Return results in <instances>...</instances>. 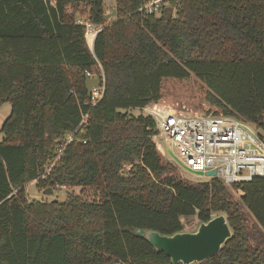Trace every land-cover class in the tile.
<instances>
[{"label": "trees", "instance_id": "16d2710c", "mask_svg": "<svg viewBox=\"0 0 264 264\" xmlns=\"http://www.w3.org/2000/svg\"><path fill=\"white\" fill-rule=\"evenodd\" d=\"M145 1L114 0L108 22L104 0H0V264H171L138 234L215 214L231 237L197 264H264V177L184 182L161 163L154 120L126 113L191 73L215 114L264 133V0H165L169 20L139 12ZM86 24L101 29L92 50ZM31 182L79 193L37 201Z\"/></svg>", "mask_w": 264, "mask_h": 264}, {"label": "built area", "instance_id": "2783aa9c", "mask_svg": "<svg viewBox=\"0 0 264 264\" xmlns=\"http://www.w3.org/2000/svg\"><path fill=\"white\" fill-rule=\"evenodd\" d=\"M164 1L146 0L138 11L145 15H159L163 7L168 6ZM171 8V16H174L176 9ZM99 30L86 24L84 35L89 48ZM90 36L91 45L88 43ZM92 91L94 103L100 93L96 89ZM138 110L155 122L157 134L153 140L157 149L161 146L157 142L159 138L164 147L173 151L180 164L192 171H214V178L226 186L264 177V136L253 124L222 114L189 113L183 105L162 101L151 102Z\"/></svg>", "mask_w": 264, "mask_h": 264}, {"label": "rangeland", "instance_id": "374dc122", "mask_svg": "<svg viewBox=\"0 0 264 264\" xmlns=\"http://www.w3.org/2000/svg\"><path fill=\"white\" fill-rule=\"evenodd\" d=\"M103 8L104 11L109 14V12H111V10L114 8V0H107L106 2H104ZM113 17L114 16L107 18L108 22L114 20ZM94 77H96V75L91 78ZM161 92H162V98L160 99V101L168 104L178 103L180 105H183L186 108L187 112L189 113H215L216 111H218V109H216V107H214L213 104H211V102L206 99V87L204 83L191 73L187 78L184 79H175V78L163 79L161 83ZM9 113H10L9 103L2 104L0 106V127L3 121L8 117ZM126 113L137 115L140 112L138 109L133 108L127 110ZM262 134L264 136L263 132ZM2 138L3 135L0 132V141L2 140ZM157 142L161 144V146H158V149L156 146V150L161 157V163L165 166H168V168H174L175 169L174 174L176 175V177H178V179H181L182 181L190 184H196L199 182H204L209 180V178L197 177L185 171L176 162H174L172 158L168 155V153L165 150V147L163 146L164 143L162 142V140L158 138ZM123 169H124L123 172H125L128 169V166H125ZM229 190L233 196V199L235 201H238V198L240 196L239 190H233L230 188ZM25 192L29 199H34L37 201H45V202L46 201L50 202L55 199L58 200L59 202H64L66 198V192H73L75 194H78L79 189L78 188L56 189L49 194L43 192L41 189L36 187L34 182H31L25 186ZM93 196L94 193L92 190L85 191L83 194V197L86 199H91L93 198ZM243 211L247 214L244 208ZM248 219L251 221L250 216H248ZM180 221L184 231L194 230L198 223V219L196 215L190 217H181Z\"/></svg>", "mask_w": 264, "mask_h": 264}, {"label": "water", "instance_id": "95a60500", "mask_svg": "<svg viewBox=\"0 0 264 264\" xmlns=\"http://www.w3.org/2000/svg\"><path fill=\"white\" fill-rule=\"evenodd\" d=\"M165 11L166 19L169 20L172 15V8L166 7ZM114 14L115 11L111 14H107L106 18H110L114 16ZM90 50H92V46ZM101 82L102 80L99 76L86 79L85 87L89 96L91 95V91L98 88ZM165 150L174 162L194 176L216 177L214 171L206 173L192 171L180 164L179 160L168 146L165 147ZM46 193L50 194V189H48ZM53 201H55V199ZM138 235L145 239L155 252L163 253L169 258L171 264H197L217 253L231 237V231L224 215L217 214L207 221H198L196 228L192 231L182 230L166 235L160 234L155 230L145 229Z\"/></svg>", "mask_w": 264, "mask_h": 264}, {"label": "bare ground", "instance_id": "6f19581e", "mask_svg": "<svg viewBox=\"0 0 264 264\" xmlns=\"http://www.w3.org/2000/svg\"><path fill=\"white\" fill-rule=\"evenodd\" d=\"M91 40H92V36H90V37L88 38V43H90ZM90 45H91V43H90Z\"/></svg>", "mask_w": 264, "mask_h": 264}]
</instances>
